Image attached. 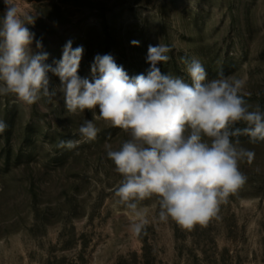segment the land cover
I'll use <instances>...</instances> for the list:
<instances>
[{
	"label": "rangeland",
	"instance_id": "1",
	"mask_svg": "<svg viewBox=\"0 0 264 264\" xmlns=\"http://www.w3.org/2000/svg\"><path fill=\"white\" fill-rule=\"evenodd\" d=\"M36 15L32 54L48 53L55 67L66 43L82 46L78 70L93 79L97 55H111L130 77L147 75L149 45L171 47L164 74L191 83L186 65L197 59L208 79L219 73L244 81L242 94L264 111V0H15ZM6 12L0 0V18ZM139 41L133 46L131 41ZM37 41L42 48H37ZM50 89L60 84L49 72ZM99 114V108H96ZM93 113L70 114L63 96L25 105L0 96V264H264V142L241 136L255 153L241 162L246 183L207 226L182 230L158 219L155 198L141 204L147 225L129 231L137 217L116 204L122 179L107 157L127 140L123 130L94 120L97 138L84 142L78 129ZM237 127H244L240 123ZM81 140L73 149L59 142Z\"/></svg>",
	"mask_w": 264,
	"mask_h": 264
},
{
	"label": "clouds",
	"instance_id": "2",
	"mask_svg": "<svg viewBox=\"0 0 264 264\" xmlns=\"http://www.w3.org/2000/svg\"><path fill=\"white\" fill-rule=\"evenodd\" d=\"M0 18V96L14 95L25 105L42 97L49 101L63 96L70 114L93 113L78 133L84 142L97 138L94 120L123 130L128 139L114 149L106 144L107 157L122 179L114 189L116 204L131 211L137 220L129 231L140 235L147 225L141 204L155 198L158 219L174 221L182 230L207 226L218 218L227 203L245 183L240 163L251 164L255 153L240 146L241 136L255 144L264 142V111L249 104L242 94L244 81L236 76L216 78L197 59L181 57L191 83L164 74L158 64L170 60L171 47L149 45L147 75L130 77L109 55H97L91 66L93 79L78 74L83 47L68 41L55 67L48 53L32 54L36 15L22 13L15 0H4ZM138 46L139 41H131ZM37 48L42 43L37 41ZM49 72L60 84L50 89ZM99 114H96V108ZM244 127H237V124ZM7 128L0 120V134ZM81 140H61L57 147L73 149Z\"/></svg>",
	"mask_w": 264,
	"mask_h": 264
}]
</instances>
